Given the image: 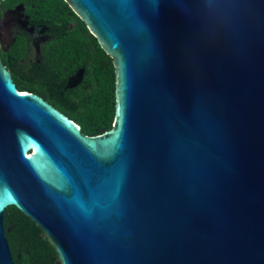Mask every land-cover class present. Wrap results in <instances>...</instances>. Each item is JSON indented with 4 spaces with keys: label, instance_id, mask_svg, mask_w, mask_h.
I'll list each match as a JSON object with an SVG mask.
<instances>
[{
    "label": "water",
    "instance_id": "1",
    "mask_svg": "<svg viewBox=\"0 0 264 264\" xmlns=\"http://www.w3.org/2000/svg\"><path fill=\"white\" fill-rule=\"evenodd\" d=\"M111 59L98 135L0 62L3 211L55 264H264V0H64Z\"/></svg>",
    "mask_w": 264,
    "mask_h": 264
},
{
    "label": "flooded vegetation",
    "instance_id": "2",
    "mask_svg": "<svg viewBox=\"0 0 264 264\" xmlns=\"http://www.w3.org/2000/svg\"><path fill=\"white\" fill-rule=\"evenodd\" d=\"M36 1L47 0H0V62L13 84L30 89L53 108L61 102L80 103L96 91L92 63L100 47L96 39L82 35L73 20L51 24L47 14L34 6ZM54 1L61 13L71 10L64 0ZM62 25L75 32H59ZM75 43V49H61Z\"/></svg>",
    "mask_w": 264,
    "mask_h": 264
},
{
    "label": "trees",
    "instance_id": "3",
    "mask_svg": "<svg viewBox=\"0 0 264 264\" xmlns=\"http://www.w3.org/2000/svg\"><path fill=\"white\" fill-rule=\"evenodd\" d=\"M34 6L47 14L49 22L54 23L59 20L71 21L76 24L82 35L95 39L91 35L82 21L69 8L66 12H60L57 2L47 0L44 4L36 1ZM62 22V23H63ZM75 29L64 30V25L59 32L74 33ZM85 41V40H84ZM75 45L61 47V49H75ZM99 46V45H98ZM104 58V59H103ZM93 78L96 81V91H92L86 98H82L80 103L66 105L64 103L54 104L64 116L71 119L78 125L81 134L93 136L108 130L113 119V91L114 76L111 59L104 55L102 49H98L95 62L92 63ZM17 90L30 92V89L14 82ZM3 225L5 237L11 251L14 264H55V255L48 243L41 237L40 230L24 217L14 207H7L3 211Z\"/></svg>",
    "mask_w": 264,
    "mask_h": 264
},
{
    "label": "clouds",
    "instance_id": "4",
    "mask_svg": "<svg viewBox=\"0 0 264 264\" xmlns=\"http://www.w3.org/2000/svg\"><path fill=\"white\" fill-rule=\"evenodd\" d=\"M201 3L203 4L204 9L211 14L219 9L222 0H201Z\"/></svg>",
    "mask_w": 264,
    "mask_h": 264
}]
</instances>
